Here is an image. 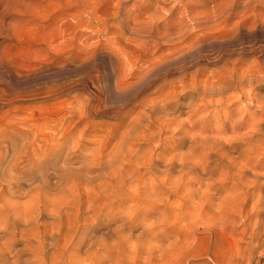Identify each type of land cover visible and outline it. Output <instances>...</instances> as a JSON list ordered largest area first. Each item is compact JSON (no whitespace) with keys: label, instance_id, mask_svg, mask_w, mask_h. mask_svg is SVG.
Segmentation results:
<instances>
[{"label":"rangeland","instance_id":"rangeland-1","mask_svg":"<svg viewBox=\"0 0 264 264\" xmlns=\"http://www.w3.org/2000/svg\"><path fill=\"white\" fill-rule=\"evenodd\" d=\"M216 85H221L220 89ZM204 87L211 88L209 93L213 90L208 93L210 97H202ZM228 89L239 92L231 93ZM240 91L246 93L245 96L250 93L247 99L255 93L253 96L257 100L255 105L244 107L245 111L241 108L246 100L245 97L241 99ZM214 92L219 95L227 93L223 94L224 98L221 100V96L218 99L219 95ZM234 95L237 97L233 98ZM208 98L215 100L210 101ZM197 99L203 103L204 108ZM262 99L264 0H0V169L7 173L10 160H13L12 156L15 154L16 158H22H15V162L26 159L28 162L24 160L21 165L28 164L29 169L36 171L31 177H24L25 181L22 180L20 188L18 187L19 196L23 194L25 200L22 196H18L20 200L16 197L19 202L29 199L32 203L28 206L34 209L29 211L25 202L16 213L9 212L7 215L5 208L1 213L17 221L16 230L32 228L36 231L31 229L34 234L40 235L41 241L49 243L46 244L48 248H52L56 242H69L70 245L84 231L80 246L82 255H85L93 242L96 245L98 241L108 245L116 243V246L125 242L121 243V240L126 239L125 236L118 239L112 231L121 226L122 214L124 218H131L129 224L121 227L131 235L134 233V238L128 235L131 238L127 239L129 244L144 241L145 236H140L139 232L145 226H192V208L189 210L187 206H180L184 201L180 194V200L175 197L177 194L172 195L176 200L171 208L173 212L162 206L147 215L150 210L146 212V201H138L131 195H110L108 198L101 196L93 200L94 203L96 201V206L83 210L85 215L81 211L77 213L76 207L73 213V209L65 205V200L69 201V198L59 189L60 184L66 182L64 177L68 175L69 169H73L63 171L65 176L62 172L58 173V170L66 160L72 162V165H80L82 155L92 154L94 150L96 152L93 154L97 156L98 153L97 160L111 156L113 158L116 150L121 148L118 142L123 139L121 136L131 134L127 140L134 144L130 141L127 144H131L132 148L142 146L146 136L143 138L139 135L149 131L142 127L149 114L152 115V126L149 128L161 133L162 137V140L156 139L153 142L154 145L158 144L156 151L166 148L160 156H171L173 152L174 156L181 155L188 161L189 151L192 158L191 133L199 132L200 127L201 133L205 130L204 134L209 135L210 132V135H216L227 119H232L229 122L231 124L242 115L245 119L256 116L254 120H257L262 111H259L264 101ZM194 103L195 106L201 105V110L193 116L194 120L191 118L188 127L193 121H200L193 122L194 128H188L190 138L187 136L180 139L183 133L174 131L175 128H180L177 123L172 124L173 127L168 131L160 130L159 121L154 116L158 111L163 112L161 107L180 108L179 115L178 112L175 113L182 119L187 117V111ZM217 111L219 113L215 116ZM206 117L211 118L210 126L207 124L206 128H201L203 123L205 125ZM245 127L244 131L247 130V122L243 125ZM208 129L209 132L206 131ZM202 149V145L197 144L194 155L200 156ZM197 150L201 151L198 153ZM25 155H31L29 158L32 163ZM178 156L177 159H182ZM262 163L264 164V158ZM99 168L97 171H102ZM175 169H178L177 166ZM188 180L190 181L185 180V185L191 189L194 182L192 177ZM56 183L58 185L54 186ZM10 185L9 181H3L5 189L8 190ZM78 185L74 189L77 187L82 193V204L86 207L89 204L88 193L83 185ZM45 191L49 199L45 197ZM102 199L107 200L105 202ZM179 207L182 208L181 211L189 210L186 215L188 218H179V212L177 218L176 211ZM27 217L31 222H26ZM67 229L71 231V235ZM18 235L15 243L18 247H24L25 238ZM255 256V261L264 264V251L257 252Z\"/></svg>","mask_w":264,"mask_h":264},{"label":"bare ground","instance_id":"bare-ground-1","mask_svg":"<svg viewBox=\"0 0 264 264\" xmlns=\"http://www.w3.org/2000/svg\"><path fill=\"white\" fill-rule=\"evenodd\" d=\"M228 80H231V79H228ZM215 82L216 84H218L217 83L218 81H215ZM228 82H230L231 84V81H228ZM236 83L238 84L239 82L236 81ZM244 84L246 85V83ZM240 85H241V82H240ZM217 86L218 85H216V87ZM194 87L196 89L197 86L195 85ZM201 87L203 86L201 85ZM205 87H204V90L202 91V94H203L202 97L204 98L207 96L210 97V95H208L209 93L208 91L211 85L209 88L207 87L208 90ZM216 87L214 86V88ZM225 87H226V84H225ZM229 87L230 86H228V88ZM222 88L224 87L222 86ZM244 88L245 87H243V89ZM236 91L234 90L235 93ZM224 93H227V92L221 93L222 95H219L217 93L215 94L219 95L218 99H220V96H221V100H222L224 98L222 97ZM200 94L201 93L199 92V95ZM245 94L246 93H244L243 91H240L239 93V96H242L241 99L245 97L244 100H246V102L244 101V103L246 104L242 103L244 105L241 109H243L246 106H249V107L253 106L255 105L257 101L256 98L253 96L255 95V93L252 96L250 95L249 99H247L246 97H248L250 93L248 94L247 92L248 96H245ZM229 97L231 96L229 95ZM232 97L234 98L237 96L234 95ZM227 98L228 97H226V99ZM199 99L197 100L200 101ZM208 99H211L210 101L215 100L212 98H208ZM195 100H196V97H195ZM228 100L230 101V98ZM263 100L264 99H262V101ZM198 101H195V102H198ZM258 101H261V99ZM200 104L202 105L203 103H201L200 101ZM201 105L197 104L195 106V103L194 105L191 104L192 107L190 106L191 108L189 107L190 109L188 111L186 110L187 111L186 118L179 119L178 115H179V112L181 111L180 108L173 107L174 109L173 108L169 109L167 106L161 107L163 112L161 113V111L160 112L158 111V114H156L154 117L158 119L159 121L158 126L161 131L163 130L168 131L169 128L173 127L172 124H175V123H177V125H180V128L179 129L175 128L174 131H176L177 133L178 132L183 133V135L180 137V139L182 140V138L188 136V133L190 132L188 128H190L193 124H195L193 122H197V120L193 121L192 123L190 122L192 125L188 127L189 126L188 123L191 120V118L193 119V116L197 112H199V110H201ZM260 107H261L259 108L260 110L259 109L258 110L261 111L262 109V111L259 112L261 114L258 113L260 117L257 116V120H254L256 116L254 118L245 119V117L242 115L243 117L240 116L241 117V118L239 117L240 119L237 118L238 121L236 120V122H232L230 124L229 122H231L232 119L231 120L229 119L230 121L227 119L225 123H223L224 125L222 124L223 126H220L221 129L219 128L218 130L219 131L218 133L220 134L216 133V135H210L209 129L206 130L207 132H209V135L208 133L204 134L205 130L203 131V133H201L202 129L200 131V127L198 129L199 132L191 133L192 134L191 135L192 137V143H191L192 144V152H191L192 158H190L191 156L190 151H189V157L187 158H189L190 160L192 159V160L191 161L188 160L189 162L187 160L185 161L183 159V156L181 155L180 157H182V159L178 156V154L174 156L173 152H171V156H167V155L163 157L160 156V153L165 152L166 148H163L161 151L157 152L158 144L156 145L153 144V142L156 141V139L162 140V137H161V133H156L149 128L150 126H152L151 125L152 115L150 114L148 116L147 122L144 123L142 126L144 129L148 128L149 131L148 132L144 131V133L141 132L139 135V136H142L143 138H145L146 136L145 141H144L145 144H143L142 146H137L133 148L130 147L131 144H127V143L128 141L131 142V140H127V139L129 138L131 134L128 136L124 134L125 136L119 135L123 137L122 140L118 141L120 142L119 146L121 148L119 149L116 148L117 149L116 154L113 156V158H111L112 157L111 156V157H107V159L105 157L104 159L97 160L98 153H97V156L93 154L94 152H96L94 150L92 154L82 155V159L80 161L81 163L78 166L77 164L74 163L73 165L74 166L76 165L74 167L72 165V162H69L67 160L64 161L65 164L60 167V169L58 170L59 171L58 173L62 172L63 175L65 176L63 171L67 170L68 168H72L73 170L69 169V171L67 172L68 175L64 177L66 182L61 183L59 186L60 187L59 189H61L63 193H66V198H69V201L65 200L66 202L65 205H67L68 208L73 209V213L75 211L74 209L77 208L76 212L81 211L82 214H84L83 210L85 209L89 210L96 206L95 204L96 201L94 203L93 200H95L97 197L104 196L105 198H108L110 195L111 196L113 195L122 196V197L131 195L133 198L137 199L138 201H142V200L144 202L146 201L147 205L145 207L148 206L146 212L150 210V212H147V213L145 212L147 215L151 214L154 211V209H157L158 207L160 208L162 206H165L164 208H170L169 211H172L173 209L171 210V208L173 207L176 201V200L174 201L173 198L177 197V200H180L178 199L180 198L178 197V194H180L181 199L183 198L184 200L183 203L180 204V206H187L189 210L190 208H192L191 209L192 216L190 217L192 218L191 219L192 226L189 225L185 228H175V227L157 228V227H152V226H145L140 232L138 231L140 236H145V239L143 237L144 241H142L141 243H133V244L132 243L129 244L127 242V239L130 240L131 238L129 236H132L134 233L131 235L128 233V231H126V229H124V227L121 228L125 224H129L130 223L129 221L131 218H128V219L124 218L122 214L121 220L123 221H122L121 226L117 225L120 227H116L112 231L116 234V236H118V239L119 237L123 239L125 236L126 239L124 238L123 241L121 240V243L124 242V240L125 242L122 243L121 245L120 243H118L120 246L118 244L116 246L115 245L116 243H112L108 245L107 243L105 242L101 243L100 241H98L96 245V242L92 241L93 243L89 245L87 250L85 248L86 250L85 255L80 254L81 253L80 246L82 244V240H83L82 238L84 237V231L79 233L78 235L79 238L77 239V237H75L74 240L71 241L70 245H68L69 242H65V243L59 242V244H61L59 245L58 242H56V240L54 239L56 243H54V246L52 248H48L47 245L49 243L48 244L46 243L47 244L46 245L43 242L44 240L41 241L40 235L39 236L36 235L37 233L34 234L33 232H36V231H34L32 228L31 229L33 230V232L30 229V227L21 228L19 230L15 229V227L17 226L16 224L17 221L10 219V217H8L7 215L9 214V212L16 213L17 209L21 208L22 207L21 205L25 202L27 203V205L25 204L26 206L32 203L29 201V199H27V201L25 202L20 201L21 202L20 203L17 199H19V197H21L23 194L19 196L20 191L18 190L20 188L19 186L21 185L20 184L21 181L22 180L25 181L24 177L26 176L31 177L36 171L33 169H29L30 167L28 166V164L24 166L21 165L22 162L26 160L24 159L21 161L22 159L21 156H19L21 158L20 161L15 162V160L16 159L18 160L19 157L16 158L17 155L15 156L14 154L15 157L12 156L13 160H10V165H9L10 167H8L9 169H7V173L4 171L1 172V169H0V264H260L261 262L258 263L257 261H255V258H256L255 255L259 251H264V164L262 163V160L264 158V101L262 102ZM202 108H204V106ZM241 109H239V111ZM245 109L246 108H244L243 110L245 111ZM175 112H178V115ZM218 113H219L218 111L217 113H214L215 116ZM209 116L211 117V115ZM226 116H229V114ZM210 117L205 118V121H204L205 125L203 123V126L201 128L203 127L206 128L207 124H209V121L212 118ZM245 122H247L248 127H247V130L244 131L243 129H246V127L243 128V125H245ZM230 128H232V130H228ZM227 130L230 132H228ZM171 131L173 132V130ZM137 133H134V134L136 135ZM222 135L224 136L221 137ZM189 136H190V133H189ZM126 140L127 142H125V144L124 143L122 144V142ZM133 144L134 143H132V145ZM197 144H201L203 147L202 151L199 150L201 151V154L198 157H196L193 153L196 149ZM21 153L23 154V152ZM25 156L29 159V162L32 160L31 158H29L31 155L30 156L25 155ZM176 156H178L180 159H177ZM212 156L213 158H211ZM23 164H26V163H23ZM98 166L102 168V171H97V169H100ZM175 166H177L178 168L177 170L175 169ZM186 167L188 169H186ZM54 173L56 174V172ZM38 174H35V175H38ZM44 176L48 177L47 175H45V173H44ZM69 177H73V179ZM191 177H192V182H194V184H192L191 189L190 188L188 189L186 188L185 180L187 179V181H190L188 179H190ZM6 180L9 181L11 184L8 190L5 189L3 186V181H6ZM47 184L45 185L47 186ZM77 184L83 185L86 188L85 191H87L88 193L87 195L89 197L88 198L89 204H87L86 207H83V204H82V199H83L82 193L79 191L77 187H76L77 189L76 188L74 189V187ZM57 185L58 183H56V185L54 186H57ZM30 186L28 188L32 187ZM84 187L82 188L84 189ZM43 189H44V186H43ZM46 189H48V187H46ZM35 192L38 193L37 190ZM44 193H46V191ZM175 194H177V196L172 197V195H175ZM16 197L18 198L16 199ZM45 197H48V199L50 198L47 193ZM171 197L173 200L171 199ZM27 198H30V196ZM36 198H38V196ZM58 198L56 197V199ZM23 199L25 200V198ZM106 200L104 199L103 201L106 202ZM189 200H192V202H190ZM60 202H61V199H60ZM105 204L103 205L105 206ZM32 205H35V204H32ZM31 207L32 206L27 207V208H30L29 211L34 209ZM37 207L38 206H36V208ZM2 209L7 211L5 212V214L7 215H3L1 213ZM26 210L27 209H25V211ZM181 210L182 208L179 207L178 210L176 211V214L177 212H179L178 213L180 215L179 218H188L189 216H186V215H188L187 213L189 212V210H184V211H181ZM63 214L61 215L63 216ZM178 214H177V218H178ZM28 218L29 217H27V219ZM79 220H82V218ZM26 222L29 223L31 222V220L28 219ZM59 231L60 230L58 229V232ZM67 232L69 235H71L70 230H68ZM107 233H106V237H107ZM18 234H20L21 238H25L24 247H18V245H16L15 243L17 237L19 236ZM53 234L51 235V237L53 236ZM85 234L86 235L88 234L87 229L85 230ZM58 235H60V233ZM63 236H66V235H63ZM54 237H56V235ZM139 241L140 240H138V242ZM98 244L99 245L101 244L100 247H97Z\"/></svg>","mask_w":264,"mask_h":264}]
</instances>
